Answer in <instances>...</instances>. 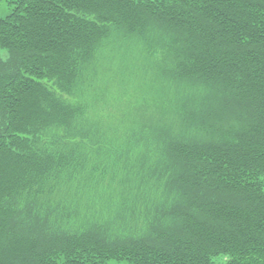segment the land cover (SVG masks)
Listing matches in <instances>:
<instances>
[{"label":"trees","instance_id":"trees-1","mask_svg":"<svg viewBox=\"0 0 264 264\" xmlns=\"http://www.w3.org/2000/svg\"><path fill=\"white\" fill-rule=\"evenodd\" d=\"M0 2V264H264V0ZM151 22L179 39L181 72L219 86L249 122L230 141L171 145L194 199L173 211L177 229L129 241L50 230L40 195L74 180L93 136L66 95L110 25L146 35Z\"/></svg>","mask_w":264,"mask_h":264},{"label":"rangeland","instance_id":"rangeland-1","mask_svg":"<svg viewBox=\"0 0 264 264\" xmlns=\"http://www.w3.org/2000/svg\"><path fill=\"white\" fill-rule=\"evenodd\" d=\"M9 12L0 2V17ZM110 29L82 67L79 87L66 95L85 107L92 139L79 143L74 180L70 183L68 175L60 187L57 169L58 186L40 195L47 199L41 200L42 221L56 232L152 238L181 226L173 211L192 210L194 201L181 183L184 166L169 152L171 145L233 140L251 114L219 86L181 72L182 45L167 28L151 22L146 35L116 25ZM8 56L0 46V57ZM33 208L36 212L38 205ZM226 262L224 256L213 259V264Z\"/></svg>","mask_w":264,"mask_h":264}]
</instances>
